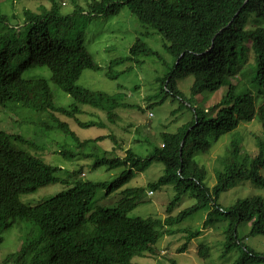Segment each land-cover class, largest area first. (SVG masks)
<instances>
[{
    "label": "trees",
    "instance_id": "obj_1",
    "mask_svg": "<svg viewBox=\"0 0 264 264\" xmlns=\"http://www.w3.org/2000/svg\"><path fill=\"white\" fill-rule=\"evenodd\" d=\"M50 1V8L43 6L40 11L26 8L20 16L6 12L0 5V108L21 102L37 112H48L55 127L47 126L63 131L79 148L60 153L67 157L95 158V168L124 169L110 184L86 181L78 177L79 170L64 178L58 174L62 168L29 151L17 149L14 141L34 143L10 131L0 119V244L4 230L17 220H28L40 228L38 235L34 236L32 231L22 234L20 247L5 258L4 264H136L135 257L159 254L157 244L166 234L183 232L190 241L214 223L218 214L229 223L225 230L226 254L236 249L241 252L233 264H264V251L247 242L251 237L264 235V197L239 199L229 208L219 202L221 193L243 181L264 186L261 174L264 169V26L261 25L264 0H90L87 9L73 0L76 8L72 14L62 12L59 0ZM124 7L149 31L155 30L162 36L174 58L172 70L161 79L165 99L172 96L187 100L177 89V78L190 74L194 77L191 87L194 98L205 91L215 93L223 87L226 92L213 106V110H217L211 115L209 109L189 99L193 119L176 132L161 131V144L153 146L147 156L130 147L124 150V155L111 157L94 154L92 150L86 153L84 148L106 136L81 140L58 113L88 127L97 122L79 119L80 105L106 111L111 121L117 118L116 108L134 105L79 85L85 70H99L101 65L83 43L67 45L51 41V26L75 16L118 15ZM153 54L151 46L138 37L129 48V54L111 61L108 70L125 61L136 62L142 55ZM39 67H48L50 77L29 74ZM110 76L117 77L119 73L110 71ZM52 82L69 93L74 103L57 105ZM252 121L262 127L261 135L254 134L258 154H243L241 140L233 138L226 154L217 158V182L210 188L206 183V167L195 157L197 150L208 151L211 137L218 139L221 134L235 131L242 122ZM149 140L151 138H147V142ZM154 160L165 164V172L158 181L126 186L136 172L144 171ZM61 180L71 187L56 196L35 205L26 204L20 198L22 194ZM168 185L176 191L175 201L191 192L196 203L177 215L164 218L127 215L126 209L142 200L148 188L156 190ZM98 188H107L106 194L118 192L117 204H94ZM174 202L169 205V211ZM202 208H208V216L201 228L175 230L169 227ZM247 221L253 222L252 228L240 236L239 227ZM200 254L208 256L209 248L201 245ZM171 264L178 263L172 259Z\"/></svg>",
    "mask_w": 264,
    "mask_h": 264
},
{
    "label": "rangeland",
    "instance_id": "obj_2",
    "mask_svg": "<svg viewBox=\"0 0 264 264\" xmlns=\"http://www.w3.org/2000/svg\"><path fill=\"white\" fill-rule=\"evenodd\" d=\"M63 7V13H71L76 8L73 0H59ZM90 0H76L87 9ZM2 8L10 14L22 15L24 9L29 8L40 11L41 7H51L50 0H0ZM76 18V19H75ZM63 23L51 26V41L67 45L83 43L92 53L101 69H87L83 72L78 84L95 91H103L118 98L123 103L133 104V107H118L114 110L117 118L111 121L107 112L90 105H80L82 112L79 119L82 121H95V125L82 127L76 119L58 113L63 121L70 124L81 140L106 136V138L92 142L84 152L111 157L125 154V149L133 148L147 156L153 151V146L161 144V131L176 132L182 125L190 122L194 113L189 107V99L193 98L195 105L209 109L214 114L213 106L221 101L226 87L215 93L205 91L194 98L192 96V74L177 78V89L187 100H181L168 96L165 99V90L162 80L172 70L174 58L168 52L162 36L152 29L144 27L128 7H124L118 15H101L98 17L75 16ZM264 26V23L261 24ZM143 38L155 51V54L140 56V61H125L109 69L111 61L124 58L129 54V48L135 40ZM251 60V59H250ZM252 62V60H251ZM118 74L117 77L110 76ZM30 75H43L50 77L48 67H39L29 72ZM57 105L68 106L74 103V98L52 82ZM162 99L164 101L160 102ZM9 107L0 108V119L10 131L22 135L30 143L14 141L17 149L31 152L42 157L47 163L58 166L63 170L58 174L68 178L73 171L79 170L78 177L95 183L110 184L120 176L124 167L109 169L107 166L94 167L95 158L65 156L60 151H78L72 139L55 127L48 112H37L33 108L22 105L21 102H12ZM154 105V106H153ZM153 106V107H151ZM50 125V127L47 126ZM262 134L259 122H242L232 132L221 134L218 139L211 137V146L208 151L199 149L195 157L200 164L206 167V183L213 188L217 182L216 167L217 158L224 156L233 138L241 140L240 149L243 154L256 156L258 147L256 135ZM147 138H151L147 142ZM69 172V173H67ZM165 172V164L160 160H154L144 171L136 172L135 177L126 185L137 187L158 181ZM264 175V169H261ZM71 184L64 181L54 182L42 186L34 192L20 196L21 200L29 205H35L40 201L56 196L69 189ZM94 204L102 206H115L120 196L118 192L106 194L107 188H98ZM152 191V194H150ZM264 197V186H259L251 181H243L237 186L221 193L219 202L225 208L237 203L239 199L252 196ZM176 191L171 185L160 189L148 188L133 208L126 209L130 217H149L177 215L182 210L194 205L196 198L191 192L182 195L175 201ZM175 201V202H174ZM174 202L171 210L169 205ZM208 216V208L199 209L181 223L169 226L173 229L187 228L196 230L201 228ZM252 221L243 222L239 227L240 236L250 232ZM228 220L223 215L215 216V221L204 232L188 241L183 232L166 234L157 244L160 253L157 255H145L134 258L136 264H171L175 259L178 264H233L240 256L239 250L226 254L225 230L228 228ZM38 235L40 228L37 224L28 220H17L14 225L3 232V242L0 244V264H4L5 258L20 247L21 235ZM257 249L264 251V235H257L247 240ZM209 248V255L200 254V246ZM183 248V249H182ZM52 264V263H51Z\"/></svg>",
    "mask_w": 264,
    "mask_h": 264
},
{
    "label": "water",
    "instance_id": "obj_3",
    "mask_svg": "<svg viewBox=\"0 0 264 264\" xmlns=\"http://www.w3.org/2000/svg\"><path fill=\"white\" fill-rule=\"evenodd\" d=\"M247 1H248V0H247ZM247 1H246V2H247ZM184 143H185V137H184V139L182 140V143H181V153H182V149H183Z\"/></svg>",
    "mask_w": 264,
    "mask_h": 264
},
{
    "label": "clouds",
    "instance_id": "obj_4",
    "mask_svg": "<svg viewBox=\"0 0 264 264\" xmlns=\"http://www.w3.org/2000/svg\"><path fill=\"white\" fill-rule=\"evenodd\" d=\"M150 194H152V191H150Z\"/></svg>",
    "mask_w": 264,
    "mask_h": 264
}]
</instances>
